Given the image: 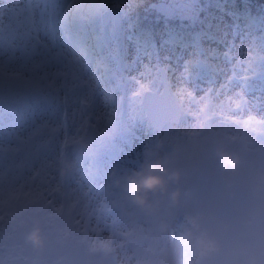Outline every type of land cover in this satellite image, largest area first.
Segmentation results:
<instances>
[{
	"label": "rangeland",
	"instance_id": "1",
	"mask_svg": "<svg viewBox=\"0 0 264 264\" xmlns=\"http://www.w3.org/2000/svg\"><path fill=\"white\" fill-rule=\"evenodd\" d=\"M141 1L157 12L159 0ZM160 1L175 8L170 18L191 21L203 0ZM72 3L0 0V264H264L253 247L264 243V21L251 24L210 0L205 31L184 44L167 29L136 37V18L114 0L92 4L86 16L79 8L70 15ZM105 11L109 22L97 29ZM69 21L94 31L75 35ZM162 67L181 112L158 132L141 98L161 92ZM157 138L164 151L191 154L169 191L196 197L188 186L195 177L202 194L176 205L160 197L149 214L114 179ZM217 147L237 153L240 166L221 170ZM34 219L48 239L40 251L22 239ZM185 233L192 242L178 248Z\"/></svg>",
	"mask_w": 264,
	"mask_h": 264
},
{
	"label": "clouds",
	"instance_id": "2",
	"mask_svg": "<svg viewBox=\"0 0 264 264\" xmlns=\"http://www.w3.org/2000/svg\"><path fill=\"white\" fill-rule=\"evenodd\" d=\"M175 149L164 151V140L155 139L151 145H146L142 152L140 164L116 176L114 183L120 188L124 198L140 210L154 214L161 206L160 197L166 196L171 205L179 203L181 195L191 198V189L173 188L169 191V184H178L181 178L179 168H170L169 163L174 158ZM219 167L223 171H234L241 164L240 156L222 147L214 150ZM161 230H165L167 225L162 223ZM23 242L32 249L43 250L48 239L44 233L39 220L34 219L32 226L23 234ZM190 233L182 234L177 240V247H186L192 242Z\"/></svg>",
	"mask_w": 264,
	"mask_h": 264
},
{
	"label": "trees",
	"instance_id": "3",
	"mask_svg": "<svg viewBox=\"0 0 264 264\" xmlns=\"http://www.w3.org/2000/svg\"><path fill=\"white\" fill-rule=\"evenodd\" d=\"M98 1L100 0H74V3H72V6H71L72 12L70 13V15L73 14L74 11L78 10L79 8L80 14H84V16H86L90 12L89 9L92 7L91 5L94 3H97ZM114 1L116 2V6L121 9V12L122 11L129 12L126 14L128 18L130 19L136 18L135 24H138L137 25L138 32L134 34L136 35V37H140L141 35H151V33L157 34V32H161V30L167 29L170 33L171 32L175 33L177 37L182 33L181 39H179V37L178 38L175 37L174 38L175 41H178V42L181 41L184 44H188L193 36L201 33L202 30L205 31V28L208 24L205 21L207 10H205L202 4L205 5L210 0H203V1L200 0L202 1L200 2L201 4V9L199 10L200 12L198 16L195 18V20H191V21H189V18L182 19L181 16L184 14H180V16L177 19L175 17L169 19L163 13H158V12L152 13L149 11V9H147V6H145V4H143V1L141 0H114ZM146 1L150 2L151 0H146ZM212 1L217 2V6L219 8L221 7V8H227V9L233 10V12L236 15H239L240 17L242 16L243 18L247 19V21H249V23L251 24L252 22L259 24V23H262V21H264V0H212ZM170 5L172 8H174L171 3ZM157 17H161L160 20L157 19ZM130 23H131L130 25H132V22ZM87 24L91 25L92 27V24L90 21ZM102 25H103L102 22L98 23L97 29L98 28L104 29V26ZM64 28H67V31H69L70 29L72 30L75 29L76 30L75 35H78L77 31H79L80 29L81 36H83L84 33L82 32L84 31L86 32L85 35L87 36L92 34V31H94L93 27L91 29L88 27H84L83 25L82 26L80 25L79 27H77L75 21H69V25L65 24ZM69 36L73 40L75 39L76 42L81 41V39L80 40L76 39L74 36H71L70 34ZM94 46H95V43H94ZM96 49L97 48L95 47L94 51H96ZM68 140L71 143L70 138ZM77 143L81 146L80 142L77 141ZM80 152H85V151L82 149V151ZM3 194L6 195L5 192ZM20 196L22 197V199L24 198L23 193ZM33 203H36V202H33ZM60 211H62V209ZM2 228L7 229L8 227L7 225H5V226H2ZM238 233L240 234V236H242L241 234L245 232L244 230H242ZM236 239L238 240L240 238L236 237ZM255 241L257 240L255 239ZM253 247H254V251H256L257 253L262 254V255L264 254V243L262 244V242L257 241L255 244H253Z\"/></svg>",
	"mask_w": 264,
	"mask_h": 264
},
{
	"label": "water",
	"instance_id": "4",
	"mask_svg": "<svg viewBox=\"0 0 264 264\" xmlns=\"http://www.w3.org/2000/svg\"><path fill=\"white\" fill-rule=\"evenodd\" d=\"M156 11L159 13H163L166 17L170 18L174 13V8L171 7L170 3L164 1H159L155 5ZM112 15H114V25L116 27L119 26L120 15L118 11H113ZM102 23L107 25L109 22V18L111 17L110 12L105 11L102 14ZM182 18V17H181ZM160 74V82L162 84L161 92L146 90L143 92V96L141 98V105L145 109V115L147 117V121L149 125L153 127V129H157L158 132H161L165 126V123L168 121L177 122L180 117L181 107L175 100V94L172 93V89L170 84L168 83L165 70L162 67L159 69ZM247 130L246 135L242 138L243 141L242 150L246 151L247 141ZM194 147L198 145L197 141H193ZM227 211H229V206L227 205ZM232 216V210L230 214L226 217L227 222L230 221ZM52 264H82L79 261L74 259H66L60 258L59 260H55L51 262ZM9 264H20V261L15 258L10 261ZM24 264H27V260L24 261Z\"/></svg>",
	"mask_w": 264,
	"mask_h": 264
},
{
	"label": "bare ground",
	"instance_id": "5",
	"mask_svg": "<svg viewBox=\"0 0 264 264\" xmlns=\"http://www.w3.org/2000/svg\"><path fill=\"white\" fill-rule=\"evenodd\" d=\"M110 122H112V121H110ZM190 157H191V154L189 153L188 150L184 151L182 149H179L177 152H175L174 158L171 161L170 165H172L173 168H179L181 170V176H182V175H184V171H187V170H185L183 167H180L178 165V163L185 165V163H187L190 160ZM188 184H189L188 186H190L193 189L194 194L196 195V197H200V195L202 194V191L200 190L201 184L197 181V179L195 177H192L189 180ZM196 197H192V198L188 199L187 200L188 204L192 203ZM163 208H164V206H163ZM164 231L165 230H163L162 233ZM217 262L219 263L220 261L219 260L218 261L217 260H213L212 264H215Z\"/></svg>",
	"mask_w": 264,
	"mask_h": 264
}]
</instances>
